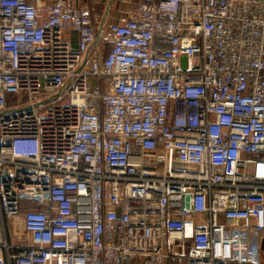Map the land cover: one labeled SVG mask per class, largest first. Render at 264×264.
Listing matches in <instances>:
<instances>
[{
    "label": "built area",
    "instance_id": "2783aa9c",
    "mask_svg": "<svg viewBox=\"0 0 264 264\" xmlns=\"http://www.w3.org/2000/svg\"><path fill=\"white\" fill-rule=\"evenodd\" d=\"M263 242L264 0L123 22L0 0V264H264Z\"/></svg>",
    "mask_w": 264,
    "mask_h": 264
},
{
    "label": "crops",
    "instance_id": "0c3cea01",
    "mask_svg": "<svg viewBox=\"0 0 264 264\" xmlns=\"http://www.w3.org/2000/svg\"><path fill=\"white\" fill-rule=\"evenodd\" d=\"M79 5H91L92 8H96L104 13L112 21H125L134 6L141 0H73ZM73 40L72 44L75 47L76 41L74 33H70ZM108 47V46H107ZM106 47V48H107Z\"/></svg>",
    "mask_w": 264,
    "mask_h": 264
},
{
    "label": "rangeland",
    "instance_id": "374dc122",
    "mask_svg": "<svg viewBox=\"0 0 264 264\" xmlns=\"http://www.w3.org/2000/svg\"><path fill=\"white\" fill-rule=\"evenodd\" d=\"M94 83H95V79L93 78V79H91V81H90V85L93 86ZM120 264H127V263H120Z\"/></svg>",
    "mask_w": 264,
    "mask_h": 264
},
{
    "label": "water",
    "instance_id": "95a60500",
    "mask_svg": "<svg viewBox=\"0 0 264 264\" xmlns=\"http://www.w3.org/2000/svg\"><path fill=\"white\" fill-rule=\"evenodd\" d=\"M97 36H99V32H98ZM263 246H264V242H263Z\"/></svg>",
    "mask_w": 264,
    "mask_h": 264
},
{
    "label": "trees",
    "instance_id": "16d2710c",
    "mask_svg": "<svg viewBox=\"0 0 264 264\" xmlns=\"http://www.w3.org/2000/svg\"><path fill=\"white\" fill-rule=\"evenodd\" d=\"M107 46H109V43H107ZM107 46H106V47H107Z\"/></svg>",
    "mask_w": 264,
    "mask_h": 264
}]
</instances>
